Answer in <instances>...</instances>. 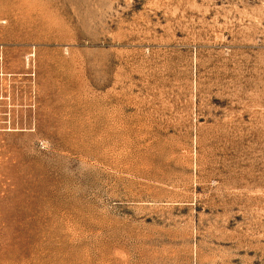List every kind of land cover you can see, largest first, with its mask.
<instances>
[{"label":"rangeland","instance_id":"rangeland-1","mask_svg":"<svg viewBox=\"0 0 264 264\" xmlns=\"http://www.w3.org/2000/svg\"><path fill=\"white\" fill-rule=\"evenodd\" d=\"M0 264H264V0H0Z\"/></svg>","mask_w":264,"mask_h":264}]
</instances>
